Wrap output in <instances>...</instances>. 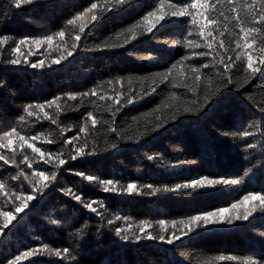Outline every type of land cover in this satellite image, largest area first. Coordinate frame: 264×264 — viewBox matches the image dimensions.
<instances>
[{"label": "trees", "instance_id": "16d2710c", "mask_svg": "<svg viewBox=\"0 0 264 264\" xmlns=\"http://www.w3.org/2000/svg\"><path fill=\"white\" fill-rule=\"evenodd\" d=\"M93 2L99 0H34L17 9L14 0H0V37H8L7 44L0 49V135L15 127L21 135L37 136L36 141L29 142L42 150L53 154L63 152L62 158L66 160L59 170L54 164H44L38 159L33 162L32 171H45L49 176L54 171L57 173L54 181L44 182L48 187L41 186L42 190L37 191H33L23 177L13 180L19 168L0 161V180L6 182L4 191L10 196L13 191L35 196L13 226L5 230L6 235L0 236V264H7L8 260L29 249H43V245L61 251L68 248L70 253L57 257L44 250L18 264H206L219 255L264 259V212L259 210L232 229L203 232L173 244L156 245L153 241L137 242L134 238L124 241L116 235V229L121 228L120 221L125 218L133 224L147 221L156 229L160 220L179 221L228 207L248 192H264V69L248 79L242 71L245 61H235L239 28L235 21H225L220 15L223 12L231 16L230 5L221 0L210 15L220 22L219 31H224V24H228L223 37L218 33L214 35L217 40L223 39L228 48L227 52L218 49L220 54L235 61L230 73L234 83L222 88L208 102L204 101V96L211 89L204 86L206 76L222 84L219 73L223 69L214 62L215 53L198 56L197 53L208 49L185 47L188 39L200 41L189 17L173 18L159 30L125 47H111L123 41V36L116 39L117 34L154 10L152 5L158 4V0H132L131 5L103 14L102 19L89 24L74 54L59 65L49 67L50 62L43 69L32 68L30 64L38 60L28 55L24 45L20 58L23 61L26 57L28 64L5 62L13 58L10 49L20 39L34 40L43 31L46 35L42 38L65 31L63 42L58 37L53 41L57 57L60 51L56 50V45L60 44L65 51L71 50L73 40L70 37L78 34L80 22L74 28L67 20ZM170 2L182 4L184 0ZM88 19L90 21V15ZM260 27L262 32L253 34L257 41L253 46L254 57L260 55L259 48L264 41V26ZM189 32L193 35L189 36ZM145 56L152 58L143 59ZM185 56L190 59L183 60ZM177 61L183 64L164 81L168 69ZM203 63L209 67L202 69L201 86L195 94L185 87L173 86V77L178 85L185 81L191 84V80H186L192 75L188 65ZM179 71H184L185 77H180ZM141 77L145 79L141 81ZM118 79L120 83H116ZM153 87L156 91L151 95L137 98L132 104L126 103L128 95L143 96L141 89L148 91ZM94 89L97 96L82 95ZM117 93L124 94L119 105L114 103ZM72 94L77 96L75 100L68 99ZM99 94L113 99L100 100ZM56 97H60L57 101L60 110L57 111L55 105L44 109L57 120L56 124L44 119L43 113L37 119L24 112L28 105L46 104ZM201 104L204 106L200 107ZM109 106L112 111H108ZM33 111L39 112L38 109ZM88 112L98 120L94 128L85 119ZM162 122L164 127L154 131ZM85 123L87 135L80 134L78 141L64 144V140L76 135ZM113 127L116 132L111 131ZM245 131L251 135L243 136ZM12 139V149L15 147L16 151L0 149L10 161L13 152L17 163L25 155L30 160L38 157L26 145L21 149L16 137ZM47 139H54L55 143L49 144ZM85 143V152L93 154L70 159L75 154L74 145ZM113 143L117 147L112 148ZM249 143L255 147L248 148ZM20 167L25 173L30 172L27 164L21 163ZM77 172L94 175L98 180L117 181L118 190L104 192L98 181L89 182L77 176ZM202 176L240 182L199 190L191 195L186 194L190 190L153 194L143 187L147 184L161 189L173 187ZM130 182L138 185L137 194L129 195L119 190ZM66 189L80 195L81 201L65 195ZM6 200L7 197L0 196V204H7L6 209L14 211L13 204ZM12 200L19 204L14 196ZM91 201L96 202L93 207L97 212L84 207V203ZM117 216L120 219L115 220ZM214 264L239 262L214 261Z\"/></svg>", "mask_w": 264, "mask_h": 264}, {"label": "snow or ice", "instance_id": "6c2138e0", "mask_svg": "<svg viewBox=\"0 0 264 264\" xmlns=\"http://www.w3.org/2000/svg\"><path fill=\"white\" fill-rule=\"evenodd\" d=\"M34 0H14V6L19 9L22 5L32 4ZM221 0H184L181 3H172L170 0H158V4H153L152 8L154 10L148 11L146 15L142 17L140 21L136 24H133L131 27H128L124 30V32L118 33L116 39L120 40V37L123 36V41L121 43L113 44L111 47H125L132 41H136L139 37L147 34H152L154 30H159L166 23L170 22L173 18H182L189 17L190 23L195 28V34L200 37V41H194L188 39L185 43V47L191 48H206L207 52H199L196 55L198 56H213V60L216 64L222 67V71L219 73V78L223 81L222 84H217L210 76H206L205 87L207 89H211L207 95L204 96V101L208 102L213 96L219 94L222 88H227L229 85L233 84L234 81L231 77V70L235 66V61L241 60L243 57L246 60V66L243 67L242 71L245 73L248 79L254 78L257 74L262 72L264 69V41H261V46L259 48L260 55L258 57H254L252 53V49L254 44L257 43L253 34H260L262 32V28L260 26H264V0H243V3L240 0H226L227 4L230 5L229 11L231 16L224 15L223 12L220 13L221 16H224L225 21H235L236 26L239 28V37L235 41V48H243V51L236 54L235 61L232 57L225 58L224 55H221L218 49H224L225 52L228 51V48L225 46V42L223 39L217 40V36L214 33H218L220 37H223L225 32L228 31V24H224V31H219V21L215 18H212L210 13L216 10L217 4H219ZM132 0H99V2H93L89 7H86L82 12L77 13L73 18L67 20V24L71 25L75 28L77 22L79 23L78 34L71 36L70 38L73 40L71 45V50L65 51L60 44L56 45V50L60 51V55L51 60V64L48 65H59L63 61L67 60L71 57L74 52L80 47V41L83 35H86V29L89 28L90 23H95L98 20L103 18V14L107 12H111L114 9L121 8L126 5H131ZM166 9H170V11H166ZM241 12L244 15H241ZM90 15V21H89ZM259 25V26H258ZM141 28V31H137L136 29ZM65 31L61 30L56 32L54 35H47L43 39H34L29 40V38L25 37L20 39L14 47H11L10 52L13 58L6 59L5 62L9 65H20L21 63L28 64L29 61L25 57L24 60H21V55H23L20 51L21 46L29 47L28 55H34L35 53L32 51L31 46L35 45L36 47H41L43 45H47L49 49L53 47V41L56 37L59 38L61 42L65 40ZM189 36L193 35L192 32H189ZM243 41V44H241ZM8 42V37H0V49L3 48L5 44ZM177 43H180L177 41ZM97 48H100L97 45ZM102 50V49H101ZM235 51V49H232ZM143 59H151L150 56L142 57ZM190 57L185 56L183 60H189ZM183 61H177L173 63L171 67L168 69V72L164 76V81L168 80L169 76L173 75L174 70L178 69V65H182ZM30 66L34 69L40 68L43 69L45 67L44 60H38L37 62L31 63ZM209 67V64L203 63L199 66L196 65H188V68L192 75L188 76L186 80H191L192 83L189 84L186 81L182 84L175 83V77H173V86L174 87H185L188 91L195 94L196 89L201 86V78L202 69H206ZM180 77H185L184 71H179ZM141 81L145 78H139ZM109 84L112 81H108ZM116 83H120L118 79ZM143 96L139 94L136 95H128L126 98L127 104H132L135 102L137 98L143 99L145 96H149L156 91V88L153 87L148 91H144ZM82 95L88 96H97L98 93L94 89L90 93L86 92ZM124 95L123 93H117L114 103L119 105L121 103V97ZM172 96L175 97L176 93H172ZM77 98L76 95L72 94L68 96V99L75 100ZM100 100H112L113 97L106 96L105 94H99ZM60 100V97H56L51 101H47L46 104H37V105H28L24 108V112L27 113L29 117L35 116L37 119H40V113H43L44 119L51 120L52 124H56L57 120L54 119L49 112L44 111L45 107L51 108L53 105L56 106L57 111L60 110V105L57 101ZM170 105H165L168 107ZM204 105L201 104L200 107ZM33 109H38L39 112L33 111ZM118 110V109H117ZM188 111V109H185ZM108 111H112L111 106L108 107ZM86 121H90L93 128L97 125L98 120L94 117L92 112H88L86 116ZM175 119V117H173ZM20 120L23 121L24 117L21 116ZM164 127V123L157 124L154 128V131L159 130ZM67 131H71V129H67ZM112 132H116V128H111ZM88 127L87 123L84 126L79 128V131L76 135L65 139L64 144H73L74 141H78L81 136L80 134L87 135ZM251 133L245 131L243 136H250ZM13 137H16L21 149L26 145L27 148L31 149L34 154H38V157H33L32 160L29 159L27 155L23 157L19 163H17L15 159V152H13V158L11 161L7 158V156L0 152V161H3L4 165L12 164L17 168L20 167V163L27 164L28 168L33 167V162L38 159L39 161H43L44 164H54V166L59 170L60 166L66 164V160L63 159V152H59L53 154L46 150H42L40 147H37L35 143L29 142L36 141L37 136L26 137L21 135L20 132L15 128H11L10 131H4L2 135H0V149H12ZM6 141V143H5ZM47 143L52 144L55 143L54 139H47ZM87 144L84 145H74L73 151L74 155L70 156V159L76 160L77 157L84 155H91L92 152H85V148ZM112 148L117 147L115 143L111 145ZM248 148L255 147L254 144L249 143L247 145ZM148 159H152V157H148ZM77 176L83 177V179L93 182L98 181L99 184L103 186L102 190L104 192H116L117 189V181L114 180H98V178L94 175H85L83 172L75 173ZM57 173L54 171L49 176L45 171H36L34 170L31 174L32 178H30L24 170H21L18 175L13 176V180H18L20 177H23L24 180L28 182V184L33 188V191L42 190V187H48L47 183L42 184L43 181H54L56 179ZM35 181V182H34ZM240 181L236 179L230 178H214L210 176H202L197 179H193L189 182H185L183 184H176L173 187L165 186L164 188L154 187L152 184L143 185L144 188L150 189L151 192L157 193L160 191L164 192H176L182 190H190L186 191V194L191 195L193 192H197L203 189L215 188L220 185H235ZM6 182L0 180V196L7 197L6 203H12L14 206V211L12 210H3L0 207V219H2L3 223L0 224V236L6 235V231L10 229V226H13V222L17 220L18 215L26 208L29 207V202L35 199L33 195H24L22 193H17L13 191L11 196L8 192L4 191ZM120 191L126 192L129 195L137 194L139 192L138 185L134 182L127 183L126 186H120ZM65 195H72L73 198L77 201H81V196L74 193L72 189H66ZM12 196L15 197L16 201H19V204H15L12 200ZM258 202V203H255ZM95 201H91L88 203H84V207L89 209L92 212H97V208L93 207ZM250 205V206H249ZM243 208V212L237 211L238 209ZM264 212V192L261 191H252L248 192L241 199L232 203L230 207L219 208L213 211H207L203 213H199L196 215H192L186 219L182 220H172L170 222H166L165 220L158 221L160 227V234L154 235L153 232L148 231L147 228H150L151 225L148 224L147 221H140L139 224V234L133 233V237L135 241H140L143 239L146 240H159L165 242L167 244H173L175 241H179L185 237L193 238L196 235H199L202 231L206 232L208 229L213 228L215 226H223V225H234L237 222L248 221L250 217L257 211ZM116 219H120L119 216ZM127 219V218H125ZM112 223V221H109ZM169 224L171 226L172 231L169 232ZM180 226L179 228L177 226ZM132 228V225H129V229ZM125 229H116V235L120 237L124 241H129L133 237L129 235L123 234ZM165 233H168L166 236ZM48 251L50 254H53L57 257L62 255H68L70 250L68 248H64L61 250L48 249L47 245H43V249H29L28 251L22 252L19 255H16L13 259L8 260L7 264H18L19 261L23 259H27L32 256H36L41 254L42 251ZM75 259V257H73ZM214 261H238L239 264H264V259L255 260L252 257L240 258L236 255H219L214 258V260H209L206 264H214Z\"/></svg>", "mask_w": 264, "mask_h": 264}, {"label": "rangeland", "instance_id": "374dc122", "mask_svg": "<svg viewBox=\"0 0 264 264\" xmlns=\"http://www.w3.org/2000/svg\"><path fill=\"white\" fill-rule=\"evenodd\" d=\"M44 35H46L45 34V32L43 31V33L41 34V35H39V36H37V37H35V39H43L42 37L44 36ZM33 40V39H32ZM241 44H243V41H241ZM27 47V46H26ZM28 48V51H29V47H27ZM31 49H32V51L35 53L33 56H34V58L35 59H37V60H41V59H43L44 61H45V65L46 64H49L50 62H51V60L52 59H54V58H56L57 57V53H56V51H55V45L51 48V49H49L48 48V46L45 44V45H43V46H41V47H36L35 45H32L31 46ZM237 51H238V53L239 52H241V51H243V48H237ZM252 51V53H253V49L251 50ZM254 56V55H253ZM243 61H245V64H246V60L242 57L241 58ZM11 150H13V151H16V148L14 147L13 149H11ZM13 155V154H12ZM21 164V163H20ZM11 166H13V167H15V168H17L16 166H14V165H12V164H10ZM22 168L23 167H19V171H21L22 170ZM18 169V168H17ZM29 170H30V172L29 173H26L30 178H32V176H31V174H32V170L29 168ZM27 182V181H26ZM35 182V181H34ZM45 181H43L42 182V184L44 183ZM30 186V185H29ZM31 187V186H30ZM32 188V187H31ZM2 197V196H1ZM255 203H258V202H255ZM96 204V203H95ZM95 204H93V205H95ZM250 206V205H249ZM0 207H4L5 209H3V210H7L6 208H7V204H5V205H1L0 204ZM228 207H230V206H228ZM99 208V207H98ZM243 208H241V209H238L237 211H239V212H243ZM114 219L115 220H117L116 219V217H114ZM242 222H237L236 224H234V225H223V226H215V227H213V228H210V229H208L206 232H211V231H215V230H229V229H232V228H234V227H236V226H238L239 224H241ZM140 224V223H139ZM139 224H133L132 222H130V221H128V220H126V219H122L121 221H120V226H121V228L120 229H125V230H127V231H125L123 234H126V235H129L130 237H133V233H136V234H139ZM148 224H150L151 225V227L150 228H147V230L148 231H151V232H153V234H154V231H156V235H159L160 234V227H159V225H157V227H156V229H155V225L154 224H151V223H149L148 222ZM129 225H132V228L131 229H129ZM178 228L180 227L179 225L177 226ZM172 231V229H171V226H170V224H169V232H171ZM201 233H203V231L201 232ZM165 235L167 236L168 235V233H165ZM134 238V237H133ZM186 238V237H185ZM144 240H146V239H144ZM148 241H153V243H155L156 245H160V244H167V243H165V242H162V241H159V240H148Z\"/></svg>", "mask_w": 264, "mask_h": 264}]
</instances>
